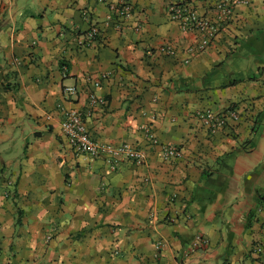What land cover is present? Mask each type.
I'll list each match as a JSON object with an SVG mask.
<instances>
[{"label":"crops","instance_id":"crops-1","mask_svg":"<svg viewBox=\"0 0 264 264\" xmlns=\"http://www.w3.org/2000/svg\"><path fill=\"white\" fill-rule=\"evenodd\" d=\"M120 1L0 0V264H264V0L200 53L168 5L211 16L215 0H125L130 18L109 19ZM92 90L103 102L90 108ZM70 108L146 163L112 171L77 154L61 128ZM229 108L239 119L217 133L195 117ZM146 127L182 156L163 160ZM197 235L209 243L193 247Z\"/></svg>","mask_w":264,"mask_h":264},{"label":"built area","instance_id":"built-area-1","mask_svg":"<svg viewBox=\"0 0 264 264\" xmlns=\"http://www.w3.org/2000/svg\"><path fill=\"white\" fill-rule=\"evenodd\" d=\"M214 2L213 8L211 9L213 15L211 16L200 14L197 9L192 8L185 2L171 3L168 5L167 10L171 20L178 22L183 31H194L199 34V42L190 47L192 53H200L210 47L222 30L223 25L225 26L234 17L238 7L247 4L248 0H215ZM131 15L132 8L125 0L110 4L109 19L121 21L122 19L130 18ZM99 34L100 32L96 27H91L78 40L79 47L86 48L91 46L97 40ZM160 50L167 54L175 53L174 48L170 45H162ZM92 84L97 89L100 87L101 82L98 79H93ZM64 92L67 95L75 96L78 94V89L75 85H69L64 87ZM88 96L90 108L101 101L103 102L95 90H92ZM62 113V133L77 154L89 157L92 160H106L112 171L118 170L123 161H132L139 165L146 163L147 154L127 141L114 144L94 139L84 120L83 111L77 108H70L63 109ZM195 117L211 133H217L226 127L229 119L238 120L239 113L233 108H229L220 113L212 109H202L196 111ZM145 131L151 145L158 147L159 155L163 160L170 161L182 156V147L180 145L161 142L158 135L148 127L145 128ZM208 243L209 241L206 237L197 235L193 247L199 248L201 245H207ZM163 247V242L158 241L156 243V256L160 255ZM260 249L261 247H258V250Z\"/></svg>","mask_w":264,"mask_h":264}]
</instances>
